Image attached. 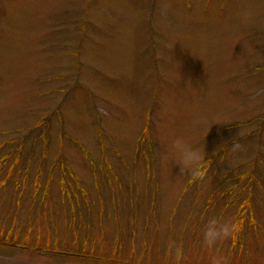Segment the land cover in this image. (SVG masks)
I'll return each instance as SVG.
<instances>
[{
  "label": "rangeland",
  "instance_id": "374dc122",
  "mask_svg": "<svg viewBox=\"0 0 264 264\" xmlns=\"http://www.w3.org/2000/svg\"><path fill=\"white\" fill-rule=\"evenodd\" d=\"M213 216L243 231L208 250ZM170 240L264 264V0H0V264H175Z\"/></svg>",
  "mask_w": 264,
  "mask_h": 264
},
{
  "label": "clouds",
  "instance_id": "9594fccd",
  "mask_svg": "<svg viewBox=\"0 0 264 264\" xmlns=\"http://www.w3.org/2000/svg\"><path fill=\"white\" fill-rule=\"evenodd\" d=\"M241 135L242 133L239 132L238 136ZM230 147L233 153L245 151V145L236 137L233 138ZM163 159L172 165L179 166L181 177L187 175L193 183L203 181L211 164V161L206 158L204 150L182 137H176L171 142H166ZM238 178L243 179V177ZM242 231L243 222L238 218L210 217L203 229V246L212 250L228 240L235 242ZM167 254L175 261V264H181V261L185 259L183 244L170 240L167 244ZM212 264H221V262L213 257Z\"/></svg>",
  "mask_w": 264,
  "mask_h": 264
},
{
  "label": "trees",
  "instance_id": "16d2710c",
  "mask_svg": "<svg viewBox=\"0 0 264 264\" xmlns=\"http://www.w3.org/2000/svg\"><path fill=\"white\" fill-rule=\"evenodd\" d=\"M252 173H253V171H252ZM252 173L250 175H252ZM247 175H249V174H247V173L244 174V176H247ZM252 180H253V177H252ZM254 181H255V178H254ZM254 181H253V184H254ZM250 188L253 189L252 191H250L251 193H253L255 187H250Z\"/></svg>",
  "mask_w": 264,
  "mask_h": 264
}]
</instances>
